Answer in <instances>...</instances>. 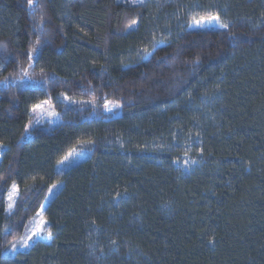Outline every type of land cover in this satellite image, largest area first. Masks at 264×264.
Masks as SVG:
<instances>
[{
	"label": "trees",
	"instance_id": "16d2710c",
	"mask_svg": "<svg viewBox=\"0 0 264 264\" xmlns=\"http://www.w3.org/2000/svg\"><path fill=\"white\" fill-rule=\"evenodd\" d=\"M0 145V264H264V0H0Z\"/></svg>",
	"mask_w": 264,
	"mask_h": 264
},
{
	"label": "rangeland",
	"instance_id": "374dc122",
	"mask_svg": "<svg viewBox=\"0 0 264 264\" xmlns=\"http://www.w3.org/2000/svg\"><path fill=\"white\" fill-rule=\"evenodd\" d=\"M118 1L123 2V3H129V4H137L141 0H118ZM219 24H222V23L219 21V23L211 22V23H205L203 26H196L193 24V22H191L190 25H192V26L191 27L189 26V27L191 29H210V28L217 29V28H221L219 26ZM63 100L68 105H83V104L89 105V104H91L89 102L82 101V100H72L68 97H63ZM40 105H41V107L36 108L35 111H33V113H32L33 114L32 122L28 125L27 136H31L29 134V131L34 127L52 128V127L57 126L61 121L60 116L54 110V108L52 107V105L49 102H47V103L44 102ZM111 105L112 104L110 103V106ZM116 112H117V110H116V108H114L112 112H108V113L115 114ZM118 114H120V111ZM118 114H116V115H118ZM5 149H6L5 146L0 145V160H1L2 154H3ZM86 156H87V152L85 150H82V149L74 150L73 152H71L67 156L68 159L64 158L60 162V164L57 166V171L61 172L63 170L68 169L69 167L78 163L80 160L84 159ZM184 165H185V163H184ZM55 186L56 187H52L51 192L47 198V202L43 206V208L40 211V213L38 214V216L36 218H34L27 225L26 230L23 233V235H21L18 239H16L14 241L13 244H15L16 247H15V249H13L12 248L13 244H12L10 249L7 252V255L14 256L16 253H18L20 251H25V250L29 249L37 241L50 242L51 239L47 235V229H48L49 223L47 222V220L44 217V212H45L48 204L56 197L57 193L60 191L62 184H56ZM18 196H19V191L17 194H15L13 196V199L11 201H9V199L7 198L8 205H9V203L12 204L11 208L8 207L10 212L13 210L15 203H16V200L18 199ZM41 229H46L43 232V234H41ZM29 237H30V239H29ZM24 241L27 242L26 247L22 246V243Z\"/></svg>",
	"mask_w": 264,
	"mask_h": 264
},
{
	"label": "snow or ice",
	"instance_id": "6c2138e0",
	"mask_svg": "<svg viewBox=\"0 0 264 264\" xmlns=\"http://www.w3.org/2000/svg\"><path fill=\"white\" fill-rule=\"evenodd\" d=\"M27 2H28L29 7H31L34 3L38 4V0H27ZM43 20H44V17H43V15H41L40 16V26H41V28H42V25H43ZM192 21H193V24L196 25V26H203L205 23H211V22L219 23L220 16L218 14L209 13L206 17L202 16L199 19H196L195 17H193ZM189 26L191 27L192 25H189ZM219 26L224 28V29L228 28L227 24H219ZM161 43H163V41ZM40 45H41V40H40V38H37V40L35 41V44L33 45L32 49H31V53H29V60H31V58H32V53H36L37 50H38V46H40ZM158 48H159V45L154 47L151 51L145 50L146 58H151L154 55V53L157 51ZM198 60H199V58H197L196 62H198ZM25 78H27L29 80L31 79V77L28 75L27 71L22 69V76L20 77V79H25ZM4 83H7V80H5ZM45 103H47V102H45ZM110 103L111 102H108V103L104 104V109L107 112H112L114 108H119L120 107V105L118 103L117 104H112L111 106H110ZM40 107H41V105H36L33 110L35 111L36 108H40ZM185 155H187V153H185ZM65 159H68V157H65ZM184 163H185V165H188L189 163L195 164L196 161L192 160V161L189 162L188 160H185ZM53 187H56V186L53 185ZM18 191H19L18 185L13 183L11 189L9 190V195H8L9 201H11L13 199V196L15 194H17ZM8 207L11 208L12 204L9 203ZM45 230L46 229H41V234H43V232ZM47 232H48V235H51L50 230H47ZM29 239H30V237H29ZM22 246L26 247L27 246V242L24 241L22 243ZM15 247H16L15 244H13L12 248L15 249Z\"/></svg>",
	"mask_w": 264,
	"mask_h": 264
}]
</instances>
